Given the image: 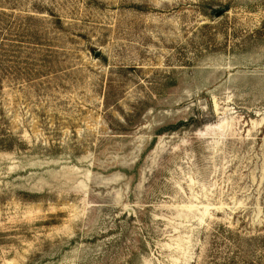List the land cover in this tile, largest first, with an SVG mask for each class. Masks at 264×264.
I'll return each mask as SVG.
<instances>
[{"label":"rangeland","instance_id":"obj_1","mask_svg":"<svg viewBox=\"0 0 264 264\" xmlns=\"http://www.w3.org/2000/svg\"><path fill=\"white\" fill-rule=\"evenodd\" d=\"M0 264H264V0H0Z\"/></svg>","mask_w":264,"mask_h":264}]
</instances>
